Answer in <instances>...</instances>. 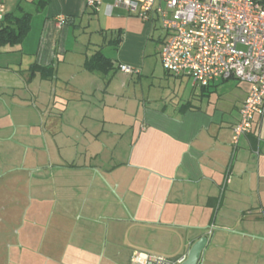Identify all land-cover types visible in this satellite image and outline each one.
I'll return each mask as SVG.
<instances>
[{
    "label": "crops",
    "instance_id": "crops-1",
    "mask_svg": "<svg viewBox=\"0 0 264 264\" xmlns=\"http://www.w3.org/2000/svg\"><path fill=\"white\" fill-rule=\"evenodd\" d=\"M2 1L29 20L20 42L0 47L1 157L37 174L34 188L61 191L68 210L54 221L75 236L58 253L74 264H134V250L185 260L202 239L193 264H264V117L234 150L231 139L248 83L223 98L229 78L200 86L164 69L154 9L142 19L125 7L105 14L113 0L98 11L84 0ZM97 50L112 67H85ZM51 65L47 76L35 68Z\"/></svg>",
    "mask_w": 264,
    "mask_h": 264
},
{
    "label": "built area",
    "instance_id": "built-area-1",
    "mask_svg": "<svg viewBox=\"0 0 264 264\" xmlns=\"http://www.w3.org/2000/svg\"><path fill=\"white\" fill-rule=\"evenodd\" d=\"M113 0L106 4L105 14L113 7H125L148 19L154 9L165 33L159 51L164 69L175 75H187L200 86L217 79L235 78L249 85L232 127V147L250 131L254 116L264 117V0ZM86 7L98 11L101 0H84ZM6 12L0 0V23ZM64 15H57L61 25ZM125 73L132 72L119 64ZM229 177V174L228 176ZM184 255L167 257L134 250V264H181Z\"/></svg>",
    "mask_w": 264,
    "mask_h": 264
},
{
    "label": "rangeland",
    "instance_id": "rangeland-1",
    "mask_svg": "<svg viewBox=\"0 0 264 264\" xmlns=\"http://www.w3.org/2000/svg\"><path fill=\"white\" fill-rule=\"evenodd\" d=\"M157 66L161 68L160 62ZM238 83L237 79L229 78L217 87V91L224 98V93ZM77 133V149L81 150V134ZM45 144L47 147L46 141ZM12 152H15L14 144ZM1 156L8 157L7 153L0 152V264H74L73 255L58 253L61 245L68 249L64 243L69 246L70 239L75 236L69 229L62 231L60 222L54 221V213L68 210L60 201L61 191H56L52 183L34 188L31 179L38 177L37 174L18 173L22 171L20 166L4 162ZM95 264H100V255Z\"/></svg>",
    "mask_w": 264,
    "mask_h": 264
},
{
    "label": "trees",
    "instance_id": "trees-1",
    "mask_svg": "<svg viewBox=\"0 0 264 264\" xmlns=\"http://www.w3.org/2000/svg\"><path fill=\"white\" fill-rule=\"evenodd\" d=\"M29 14L23 13L20 16L4 14L0 23V47L6 44H16L22 40L28 31ZM87 69L107 70L112 67L110 58L105 57L99 50L95 51L85 62ZM44 76L50 74L53 66H36Z\"/></svg>",
    "mask_w": 264,
    "mask_h": 264
},
{
    "label": "water",
    "instance_id": "water-1",
    "mask_svg": "<svg viewBox=\"0 0 264 264\" xmlns=\"http://www.w3.org/2000/svg\"><path fill=\"white\" fill-rule=\"evenodd\" d=\"M200 240L202 239H199L192 245L190 251L188 252L187 258L181 264H193L195 262L200 249Z\"/></svg>",
    "mask_w": 264,
    "mask_h": 264
}]
</instances>
